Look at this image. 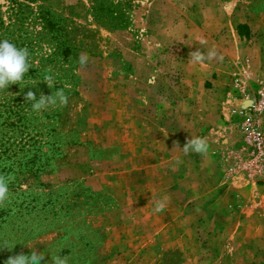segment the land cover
<instances>
[{"label":"rangeland","instance_id":"obj_1","mask_svg":"<svg viewBox=\"0 0 264 264\" xmlns=\"http://www.w3.org/2000/svg\"><path fill=\"white\" fill-rule=\"evenodd\" d=\"M91 3L57 0L80 45L77 92L48 121L45 171L12 184L51 194L16 219L0 264L34 250L40 264L50 250L69 264H264V141L251 140L264 134V0H130L120 27ZM209 48L223 60L190 62ZM190 137L207 151L175 147Z\"/></svg>","mask_w":264,"mask_h":264},{"label":"trees","instance_id":"obj_2","mask_svg":"<svg viewBox=\"0 0 264 264\" xmlns=\"http://www.w3.org/2000/svg\"><path fill=\"white\" fill-rule=\"evenodd\" d=\"M56 5L57 0H7L4 10H0V39L26 47L32 67L23 82L0 91V175L12 177L9 189L19 190L12 185L16 178L23 180L44 172L48 160L58 152L53 141L55 130L48 121L56 120L59 107L33 112L30 102L24 101L25 94L31 90L39 98L41 93L51 95L57 89H64L67 96L77 92L76 60L80 45L70 36L74 30L72 20L57 12ZM130 6V0H92L89 10L104 24L120 27L128 20L125 13ZM49 66L54 75L52 88L43 82ZM20 191L10 193L9 201L0 206V247L13 244L16 219L35 208L30 201L51 194L50 190Z\"/></svg>","mask_w":264,"mask_h":264},{"label":"clouds","instance_id":"obj_3","mask_svg":"<svg viewBox=\"0 0 264 264\" xmlns=\"http://www.w3.org/2000/svg\"><path fill=\"white\" fill-rule=\"evenodd\" d=\"M189 58L192 64H201L205 61L210 62L213 59L217 61L223 60V57L217 53L215 48L192 51L189 54ZM79 63L81 66L88 63L86 53H81ZM29 68H32L29 50L26 47H17L7 38L0 39V91H7L9 85L23 82ZM46 73L43 82L47 84L48 88H52L54 87V75L52 74L51 66L46 69ZM25 87L28 86L26 85ZM24 101L30 102L33 112L41 113L49 108L66 106L68 104V97L64 89H57L51 95L41 93L39 98L30 90L25 94ZM175 147L181 149L184 154H188L190 151L202 154L208 149L205 139L199 137H190L182 147L176 144ZM11 179L12 177L10 176L0 175V206H3L10 199L9 183ZM166 199L155 201V210L157 212L164 210ZM50 256L51 264H69V257L61 255L55 250H50ZM43 259L44 253L34 250L27 255L18 254L10 256L5 264H40V261Z\"/></svg>","mask_w":264,"mask_h":264},{"label":"built area","instance_id":"obj_4","mask_svg":"<svg viewBox=\"0 0 264 264\" xmlns=\"http://www.w3.org/2000/svg\"><path fill=\"white\" fill-rule=\"evenodd\" d=\"M252 110L254 112L264 113V93L260 94L257 99L252 103ZM251 140L254 145L259 148L264 141V134L261 129L257 127H252L251 130Z\"/></svg>","mask_w":264,"mask_h":264}]
</instances>
